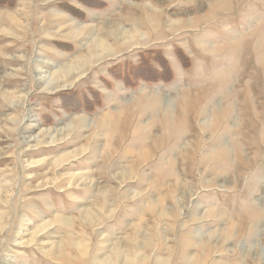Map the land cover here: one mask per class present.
Returning <instances> with one entry per match:
<instances>
[{
	"label": "rangeland",
	"instance_id": "374dc122",
	"mask_svg": "<svg viewBox=\"0 0 264 264\" xmlns=\"http://www.w3.org/2000/svg\"><path fill=\"white\" fill-rule=\"evenodd\" d=\"M221 2L0 0V264H264V0Z\"/></svg>",
	"mask_w": 264,
	"mask_h": 264
},
{
	"label": "bare ground",
	"instance_id": "6f19581e",
	"mask_svg": "<svg viewBox=\"0 0 264 264\" xmlns=\"http://www.w3.org/2000/svg\"><path fill=\"white\" fill-rule=\"evenodd\" d=\"M167 1V0H166ZM216 2H220L221 0H215ZM223 2V0H222ZM221 2V3H222ZM223 4V3H222ZM23 5V4H22ZM217 5V4H215ZM156 5L152 6V9L154 12L156 11ZM23 8V7H22ZM24 14V13H23ZM14 14H9L7 15V20L11 21V23H15V24H19L18 21L14 18L13 16ZM142 15H144L143 17H145L149 23H151L152 26H156L158 24L157 22V18L159 17L157 13H146V10H142ZM190 18V17H189ZM186 19L185 22H191L190 19ZM131 19V26L129 29H125V28H121L118 23H109L107 26V32L106 35L108 36L107 38L110 37V39L116 44V43H120V44H124L125 42H129V41H133V39H135L137 37V35L139 36V38H143V33L142 31L146 29V25H144V21L142 20V17H140L139 19H134V18H130ZM2 22V21H1ZM8 22V21H7ZM180 22V21H179ZM188 24V23H187ZM144 27V28H143ZM90 29L87 28H83L82 26H77V25H72V29H70L71 32H69L68 34H70V36L72 37H77L79 35H83L84 32H88ZM91 32V31H90ZM89 34V32H88ZM87 34V35H88ZM93 36V35H92ZM91 36V37H92ZM90 38V37H89ZM106 38V39H107ZM88 47V57L89 59L83 60V58H80L79 56L73 61V63H71V65H68L64 68H59L54 75H49L46 76L44 79L47 81V85L46 88L47 90L55 88V87H59V82H62L64 80V76L66 77H73L77 76L79 74L80 71H82L84 69V67L90 63L93 62V60L95 59H100L102 57V55H111V53L113 52V49H111V45L109 46V43H107L106 41H104L103 38H99L98 36L95 38V40H92V42L90 44L87 45ZM113 48V47H112ZM87 67V66H86ZM58 79L59 82H58ZM75 79V78H74ZM14 95V94H13ZM11 97V96H10ZM68 128V127H67ZM70 129V127H69ZM68 129V130H69ZM67 131V129L64 128V132ZM58 132V131H57ZM46 131L42 132L40 134L41 137H43L44 135H46ZM38 139V138H37ZM36 140V139H35ZM40 140V139H39ZM39 145V144H38ZM78 149V148H77ZM80 150H83V148H79ZM85 149V148H84ZM76 153V152H75ZM71 154V153H70ZM69 154V155H70ZM75 155V154H74ZM73 155V156H74ZM77 155V154H76ZM70 157V156H69ZM68 158V157H67ZM72 158V157H71ZM66 159V158H65ZM61 163V162H60ZM48 182V181H47ZM192 194V193H191ZM156 203L154 202L152 205L157 204V200H155ZM94 212V211H93ZM103 260V259H102ZM145 261V260H144ZM111 262V261H109ZM102 263V262H101ZM105 264H107L105 262ZM110 264V263H109ZM262 264V263H261Z\"/></svg>",
	"mask_w": 264,
	"mask_h": 264
}]
</instances>
